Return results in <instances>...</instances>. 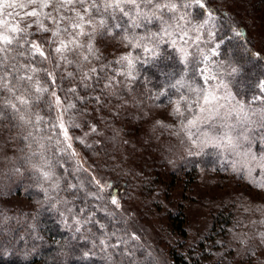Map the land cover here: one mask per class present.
I'll list each match as a JSON object with an SVG mask.
<instances>
[{"label":"trees","instance_id":"16d2710c","mask_svg":"<svg viewBox=\"0 0 264 264\" xmlns=\"http://www.w3.org/2000/svg\"><path fill=\"white\" fill-rule=\"evenodd\" d=\"M171 1L177 8L181 7L182 12L189 11L190 18L207 17L206 13L210 8L213 9L214 17L212 15L211 20L216 25L214 37L219 41V47L216 46L217 54L212 58V70L229 82L235 94L247 105L254 109L264 108V99H261L264 98V92H261L259 87L260 82L264 81V53L253 48V42L248 37L242 19H234L227 15L225 9L217 4L218 0L217 3L216 0H205L207 5L202 10V14H198L201 10L194 7H182L181 3H186V0H152L151 4L146 3L145 0H137L138 8L125 6L133 16L140 14V27H128L131 24L128 17L110 21L113 24L120 23L122 27L113 28L112 35L105 37L104 40L117 37L119 43L117 47L121 46L126 51H130L133 65L127 69L131 72V76L121 74L126 71L125 64L117 63L122 57L121 54L104 56L99 54L100 44H96L101 59L97 61L90 57L88 64L84 63L83 67L84 70L92 66L97 69L104 67L102 73L98 71L96 74L100 86H96L94 79L89 81L93 84V88L86 90L79 86L78 76L58 82L59 87L65 89L59 92L62 98L67 97L64 103L72 100L76 104V108L70 111L72 114L68 115L71 121L68 120V130L73 136L74 144L85 155L84 163L75 158V152L72 150L70 152L69 148H66V139L61 134V129L54 127L58 123L54 106L49 108L42 102L33 105L29 117L32 123L29 125H21L14 119L10 109L5 110V117L0 120V132L10 135L14 142L13 153L8 155L2 153L0 156V195L13 190L36 204V208L31 212L11 211L0 205V264H202L204 262L203 257L207 253L203 248L195 252L192 251L195 249L182 248L184 244L181 243L177 247L174 245L177 250L168 255L154 239L141 235L146 227H137V223L130 220L121 210V206L117 207L111 203L113 196L120 197L125 190L113 192L112 185H115V181L108 178V182L104 183L106 186L109 184L108 194L105 186H101L94 176V171L97 170L94 166H97L98 161L96 155H108L113 158L116 153L112 148H106L108 142L105 140L108 136L104 139L100 138L101 141L92 139L101 128L100 125L104 124V127L112 125L111 111H106L108 104H113V101H124L123 97H126L129 101L140 100L154 105L176 102L180 108L190 111L198 106V100L206 89L201 76L202 62L196 56L185 58L172 43L170 44V39L166 35V28L169 26L166 20L172 16L174 10L169 11L158 5H171ZM241 1L247 5L246 11L250 10L249 14L257 13L261 8L264 10V0ZM125 28L128 30L125 31ZM136 44L139 47L133 46ZM19 59L21 63L24 62V58ZM46 66L51 69L48 64ZM234 68L240 71L233 72ZM75 70V66L67 65L60 74ZM108 80H112L113 87L106 89L102 94L101 87ZM68 83L73 84L72 87L76 85V94L66 91L71 88ZM78 95H84L85 99L77 100L75 97ZM97 96L100 97L99 102L95 99ZM99 103H104L105 107L98 108ZM37 115L43 119L37 121ZM122 115L124 114L121 113ZM74 116L83 117V123L79 127ZM93 127L96 131H92ZM87 132L92 133L91 138L84 140ZM29 133L31 136L28 135ZM1 151L0 143V153ZM211 158H213L211 151L204 155L200 154L193 158L195 160L193 165L203 164ZM42 171H50L52 178L45 180ZM151 181V175L148 174L142 181L136 180L135 183L141 182L146 186L151 185ZM152 189L154 190V187ZM68 207L72 210L69 211ZM167 215L175 224V229L171 228V232L174 231L179 237L184 238L186 230L182 207L168 210ZM214 218L220 224H224L222 227L224 229L231 220V214L220 211ZM77 220L81 223H76ZM77 228L80 231H76ZM215 233H218L217 230ZM133 235L136 239H132ZM156 239L159 240L157 235ZM101 240L109 247L101 245L99 243ZM113 244L116 247H110ZM86 253L89 255L86 256Z\"/></svg>","mask_w":264,"mask_h":264},{"label":"rangeland","instance_id":"374dc122","mask_svg":"<svg viewBox=\"0 0 264 264\" xmlns=\"http://www.w3.org/2000/svg\"><path fill=\"white\" fill-rule=\"evenodd\" d=\"M181 4L183 7L185 2ZM217 4L230 17L242 19L253 48L264 53V10L249 14L250 10L246 11L247 5L241 0H218ZM180 8L173 9L174 13L166 20L169 25L166 35L181 55L185 58L196 56L202 62L201 76L206 89L198 106L189 111L176 102L154 105L140 100L129 101L126 97L124 101L108 104L106 111H111L112 125H100L92 139L101 141L108 136L106 148L116 153L113 158L96 155L94 176L101 186L108 178L114 180L113 192L125 190L120 192L121 198L116 195L121 210L137 223V227H146L141 235L154 239L168 255L182 243V248L195 249L192 250L195 252L204 249L207 255L202 264H264V108L254 109L247 105L235 94L232 85L212 70L213 51L216 52L219 44L214 37L216 25L211 20L213 9L200 19L190 18L189 11L182 12ZM24 12L21 8L5 9L0 12V21L23 24L20 17ZM25 19L31 23V18ZM117 40L112 37L98 43L99 54L129 55L130 51L117 47ZM82 42L86 41L82 39ZM81 52L87 54L84 49ZM123 64L126 71L121 74L128 75L127 61ZM48 66L52 68L50 63ZM66 66H62L60 72ZM68 86L73 84L68 83ZM67 101L64 107L74 103ZM104 105L99 103L97 107L102 109ZM177 106L179 112L175 111ZM72 110L63 114L67 129ZM55 111L58 116L59 110L55 108ZM74 117L79 127L83 117ZM60 132L63 134L62 130ZM86 134L84 140L91 138L92 133ZM68 137L66 148L84 163L85 155L74 144L70 130ZM0 143V156L13 153L14 142L10 135L0 132ZM209 151L213 158L193 165V158ZM148 174L151 185L135 183ZM104 186L109 194V184ZM0 205L11 211L31 212L36 208L32 200L13 190L0 195ZM179 206L183 210L184 238L171 232L175 224L167 215L168 210H177ZM68 210L72 209L68 207ZM220 211L231 214L224 229V224L214 218Z\"/></svg>","mask_w":264,"mask_h":264},{"label":"snow or ice","instance_id":"6c2138e0","mask_svg":"<svg viewBox=\"0 0 264 264\" xmlns=\"http://www.w3.org/2000/svg\"><path fill=\"white\" fill-rule=\"evenodd\" d=\"M145 2L151 4L152 0H145ZM125 6L139 7L137 0H0V12L8 8L25 9L24 16L20 17V20L24 21L23 24L0 21V120L5 117V110L10 109L14 119L21 125H29L32 123L29 117L33 105L42 102L49 108L54 106L59 110L58 123L54 127H59L65 139H68V129L65 126L63 114L76 108V104L68 103L64 107L67 97L62 98L59 95V92L65 89L59 87L58 82L78 76L79 86L86 90L93 88V84L89 81L94 79L96 86H100L96 74L98 71L102 73L104 67L97 69L92 66L84 70L83 65L89 61L90 57L100 60L99 48L96 44L102 42L105 37L111 36L113 28L122 27L120 23L113 24L110 21L128 17L131 21L128 27H140V14L133 16ZM158 6L167 8L169 11L176 7L175 4ZM184 6L201 10L198 14H202L206 3L205 0H186ZM25 18H31V23H28ZM124 30L127 31L128 28ZM82 39L86 42H82ZM133 46L139 47L138 44ZM82 49H85L87 54H83ZM216 54L213 51V55ZM19 58H24V62L21 63ZM204 59L207 60L208 57L205 56ZM124 61H127L129 68L132 67L133 59L130 54L122 56L117 63ZM49 63L52 65L51 70L46 66ZM64 65H73L76 70L61 75L60 69ZM238 71L240 69H233V72ZM128 75L131 76V72ZM177 83L180 82L177 81ZM112 87V80H108L101 87V93L104 94L106 89ZM259 87L261 92H264V81L260 82ZM66 91L76 94L77 87L68 88ZM75 98L83 101L85 96L78 95ZM95 99L99 102L100 97L97 96ZM205 99L208 98L205 97ZM179 110L177 106L175 111L179 112ZM42 119L43 117L36 116L37 121ZM92 131L96 129L93 127ZM28 135L31 136V133ZM33 167L36 166L33 165ZM42 176L45 180H50L52 173L42 171ZM111 203L117 207L120 206L115 196L112 197ZM76 223L81 222L77 220ZM76 231L80 229L77 228ZM132 239L136 237L133 235ZM99 243L109 247L103 240ZM110 247L114 248L116 245L113 244Z\"/></svg>","mask_w":264,"mask_h":264}]
</instances>
